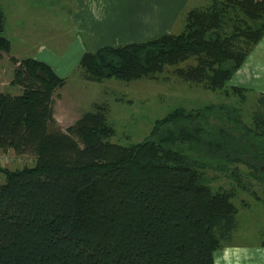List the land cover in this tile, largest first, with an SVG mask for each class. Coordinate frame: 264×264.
Masks as SVG:
<instances>
[{
  "label": "trees",
  "instance_id": "trees-1",
  "mask_svg": "<svg viewBox=\"0 0 264 264\" xmlns=\"http://www.w3.org/2000/svg\"><path fill=\"white\" fill-rule=\"evenodd\" d=\"M4 26L0 5V58L10 53ZM263 38L264 0H210L185 13L180 33L87 52L79 67L85 81L131 80L192 59L183 80L241 97L245 90L229 83ZM10 61L21 92H0V151L34 159L20 169L0 166V264H213L235 229L239 193L213 188L203 171L209 165L174 146L250 166L245 158H257L242 139L204 131V114L183 109L135 145L110 142L99 109L62 131L52 98L65 81L34 59ZM251 169L258 174L259 166Z\"/></svg>",
  "mask_w": 264,
  "mask_h": 264
},
{
  "label": "rangeland",
  "instance_id": "rangeland-1",
  "mask_svg": "<svg viewBox=\"0 0 264 264\" xmlns=\"http://www.w3.org/2000/svg\"><path fill=\"white\" fill-rule=\"evenodd\" d=\"M196 1H199L195 3L199 8L210 4V0H192L191 3ZM38 3H31L30 6L34 8L30 10L37 8L35 6ZM38 6L42 8L39 9L40 12L43 11L44 7ZM190 10L186 9L185 13ZM44 13H40L39 17H48L50 20V16ZM185 13L183 20L177 25L176 33H180L184 27ZM62 28H65L64 24ZM68 35V32L63 33V44H67L65 39ZM8 59L0 58V92L4 93V90L8 94H15L18 87L11 84L14 72L12 69H15V66L10 57ZM258 60L252 62L248 59L244 62L243 68H240L229 83V86L245 90L241 95L243 99L229 89L213 91L205 88L203 84L183 80L179 72L195 65L192 59L175 66H164L161 72L152 76L131 80L109 78L89 82L81 78V72H77L71 75L62 90H56L53 95V118L56 126L64 131L72 126L83 112L99 109L103 111L107 124L112 128L110 142L129 146L150 139L155 124L176 109L191 112L193 116L201 112L207 120L204 123L201 119L199 124L204 131L217 134L219 131L229 130L236 142L242 139L250 148V158L255 156L257 159L245 158L250 166L244 163H226L209 159L197 146L195 148L186 144L175 145L174 148L209 165L208 169L203 170V174L206 182L213 188H235L239 193L238 199L234 201L238 214L230 244L249 248L261 244L264 248V106L261 103L264 100V56H258ZM259 62L262 66L257 64ZM189 126L194 128L195 124ZM33 159V155L25 153L0 151L2 168L20 169L31 166ZM3 161L7 162L1 163ZM222 164L228 166L226 172L216 170L217 166ZM252 165L259 166L258 174L253 173ZM3 181L4 177L0 173V185Z\"/></svg>",
  "mask_w": 264,
  "mask_h": 264
},
{
  "label": "crops",
  "instance_id": "crops-1",
  "mask_svg": "<svg viewBox=\"0 0 264 264\" xmlns=\"http://www.w3.org/2000/svg\"><path fill=\"white\" fill-rule=\"evenodd\" d=\"M33 2H39L38 5L44 7L43 11L40 12L41 7L38 5L30 10L34 8L30 6ZM191 2L192 0H0L5 18L4 36L10 42L9 55H2L1 59L5 57L9 60V57H14L21 61L31 58L47 65L56 77L65 81L62 90L72 74L83 72L79 62L85 53H94L105 46L117 48L143 43L176 33L186 9L200 7L195 4L199 1ZM40 13L49 15L50 20L48 17H39ZM63 24L65 28H62ZM67 32V44H63L62 35ZM258 56H264V38L245 63L248 59L252 62L259 61ZM257 64L262 66L261 62ZM81 78L83 79L82 74ZM3 92L6 93L4 90ZM20 92L18 87V91L10 95L17 96ZM213 264H264V248L261 244L249 248L238 247L229 242L215 252Z\"/></svg>",
  "mask_w": 264,
  "mask_h": 264
},
{
  "label": "built area",
  "instance_id": "built-area-1",
  "mask_svg": "<svg viewBox=\"0 0 264 264\" xmlns=\"http://www.w3.org/2000/svg\"><path fill=\"white\" fill-rule=\"evenodd\" d=\"M7 161H3V162H1V163H6Z\"/></svg>",
  "mask_w": 264,
  "mask_h": 264
}]
</instances>
